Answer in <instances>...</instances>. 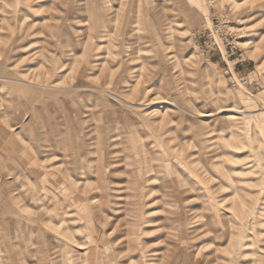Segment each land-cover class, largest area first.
<instances>
[{
  "label": "rangeland",
  "instance_id": "obj_1",
  "mask_svg": "<svg viewBox=\"0 0 264 264\" xmlns=\"http://www.w3.org/2000/svg\"><path fill=\"white\" fill-rule=\"evenodd\" d=\"M0 59V264H264V0H0Z\"/></svg>",
  "mask_w": 264,
  "mask_h": 264
},
{
  "label": "crops",
  "instance_id": "obj_2",
  "mask_svg": "<svg viewBox=\"0 0 264 264\" xmlns=\"http://www.w3.org/2000/svg\"><path fill=\"white\" fill-rule=\"evenodd\" d=\"M0 66H3V65H0ZM2 75V74H1ZM5 81V80H4ZM8 82H10V81H8ZM11 83V82H10ZM18 83H20V82H18ZM20 84H22V83H20ZM24 85H27V84H25V83H23ZM24 97H27L26 95H24ZM7 109L5 108V107H2V108H0V113L2 114V116H0V132L1 131H3L2 132V135L4 134V133H6V135L7 136H9V139L10 138H13V140L14 139H16L15 138V133L13 134V133H11L10 131H13L14 130V128H12L11 126H10V124H9V122H8V120L6 119V113H7V111H6ZM9 128H10V130H9ZM20 138V139H19ZM18 138V143L17 142H14L13 141V143H15L17 146H24V143H21L20 141H21V137H19ZM19 144V145H18ZM24 148V147H23ZM15 150H17V153L19 154V151H21L20 149H19V147L18 148H15ZM16 152V151H15ZM19 160H20V154H19V158H18ZM49 168V172H47V173H50V175H53L55 178L53 179V180H56V177H58L57 176V173L58 172H62V173H65V175H66V177L68 178V169L67 168H57V166H51V167H48ZM25 169V168H24ZM9 170H10V167H9V165H7L2 159H1V157H0V190H2V189H5L6 188V185H7V179H10V176H5V175H8V174H10L9 173ZM51 170V171H50ZM69 182V180H66V183H68ZM44 183H45V185H46V183L47 184H49V185H51V183H50V181L49 180H47V178H46V180L44 179ZM70 183V182H69ZM2 193V192H1ZM9 193H12V192H9ZM15 194V193H14ZM14 194H12V201L13 202H16V200H17V198H18V196L15 194V196H14ZM2 196H4V193H2ZM4 199V197H2L1 199H0V202H2L1 200H3Z\"/></svg>",
  "mask_w": 264,
  "mask_h": 264
},
{
  "label": "bare ground",
  "instance_id": "obj_3",
  "mask_svg": "<svg viewBox=\"0 0 264 264\" xmlns=\"http://www.w3.org/2000/svg\"><path fill=\"white\" fill-rule=\"evenodd\" d=\"M3 64H4V61L2 59H0V65H3ZM47 72H43V74H46ZM0 80L10 81L11 83H18V82H20V83H25L26 84V82H25L24 79H20V78H16V77H11L7 73H3L2 75H0ZM36 80L38 81L39 79L37 78ZM30 86H32V85H30ZM34 86H36V85H34ZM248 209L252 211V208L249 207L248 204H246V210H248ZM249 213L251 214L250 211H249Z\"/></svg>",
  "mask_w": 264,
  "mask_h": 264
},
{
  "label": "built area",
  "instance_id": "obj_4",
  "mask_svg": "<svg viewBox=\"0 0 264 264\" xmlns=\"http://www.w3.org/2000/svg\"><path fill=\"white\" fill-rule=\"evenodd\" d=\"M211 33L216 36H220L222 34V27L221 26L215 27L214 29H212Z\"/></svg>",
  "mask_w": 264,
  "mask_h": 264
}]
</instances>
